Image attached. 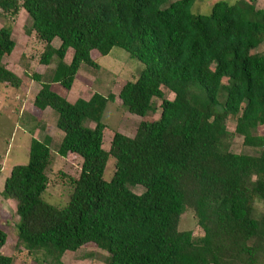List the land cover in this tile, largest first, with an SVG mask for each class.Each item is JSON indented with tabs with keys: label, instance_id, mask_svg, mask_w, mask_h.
Here are the masks:
<instances>
[{
	"label": "trees",
	"instance_id": "16d2710c",
	"mask_svg": "<svg viewBox=\"0 0 264 264\" xmlns=\"http://www.w3.org/2000/svg\"><path fill=\"white\" fill-rule=\"evenodd\" d=\"M193 1L0 0L9 20L24 10L23 32L41 45L38 62H53L48 76L32 73L40 84L32 105L56 113V154L80 158L76 176L61 173L68 189L61 205L44 198L47 136L31 138L26 162L2 180L0 195L14 202L15 246L38 263L41 255L63 264L65 251L91 242L108 264H264V8L214 0L201 14L191 12ZM11 30L10 22L0 26V84L17 88L19 76L2 62L15 44ZM113 46L142 64L117 92L124 110L142 118L132 135L113 131L104 149L100 117L113 94L70 102L51 84L68 90L81 64L97 66L91 52ZM234 134L246 149L231 150ZM184 213L199 235L179 228ZM5 239L0 225V249ZM0 264H12L11 255L0 250Z\"/></svg>",
	"mask_w": 264,
	"mask_h": 264
},
{
	"label": "rangeland",
	"instance_id": "374dc122",
	"mask_svg": "<svg viewBox=\"0 0 264 264\" xmlns=\"http://www.w3.org/2000/svg\"><path fill=\"white\" fill-rule=\"evenodd\" d=\"M213 1L194 0L190 10L193 13L207 14ZM226 1L233 2L235 0ZM251 1L255 6L264 8V0ZM6 22H10L12 25L11 38L15 44L12 51L2 57V62L7 69L19 76L21 82L17 88L0 84V189L2 180L8 174L10 166L26 162L30 139L44 140V136H47L50 138L52 163L46 171L48 183L44 198L51 204L61 205L66 200L68 192L61 173L76 176L80 158L74 154L66 156L56 154L55 148L61 135L60 130L55 127L56 113L50 108L37 110L32 105V98L40 85L32 78V73L48 76L54 65L53 62L47 65L38 62L41 45L34 35H26L23 32V27L27 24L24 10L20 9L12 20L0 16V26ZM58 42V38H54L52 44L56 46ZM71 52L70 48L67 49L64 56L65 62L69 60ZM91 57L97 66L81 64L68 90L56 83L51 84V89L70 102L78 97L87 98L93 91L101 95L113 94V99L107 101L100 117L104 124L101 147L107 149L113 131L132 135L136 123L142 118L124 110L117 98L121 84L126 80L135 79L142 64L117 46H113L107 54L101 56L91 52ZM164 92L167 98H172L171 92L166 90ZM157 115L154 112L147 114L145 118L154 119ZM88 123L92 125V122ZM233 125V120L226 121L227 130L232 131ZM259 131L263 132L264 127H259ZM230 147L235 152L246 149L241 145V137L237 134L233 135ZM113 166L114 159L109 155L102 172L103 179L110 178ZM130 189L138 193L142 187L133 185ZM255 208L256 211H260L261 205L256 204ZM15 221L13 200L3 199L0 195V225L6 232L1 252L11 255L12 264H47L46 259H41V255L37 257L41 260L38 263L35 261L36 258L28 254L22 247L15 246ZM179 228L190 229L193 236L200 234V229L194 224L190 213L182 215ZM61 262L63 264H108L107 253L91 242L82 245L76 251H65L61 256Z\"/></svg>",
	"mask_w": 264,
	"mask_h": 264
}]
</instances>
